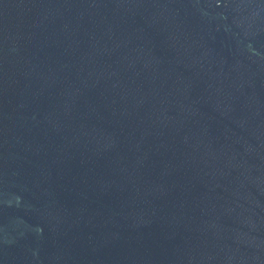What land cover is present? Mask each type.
<instances>
[{"label": "water", "instance_id": "obj_1", "mask_svg": "<svg viewBox=\"0 0 264 264\" xmlns=\"http://www.w3.org/2000/svg\"><path fill=\"white\" fill-rule=\"evenodd\" d=\"M0 264H264V0H0Z\"/></svg>", "mask_w": 264, "mask_h": 264}]
</instances>
